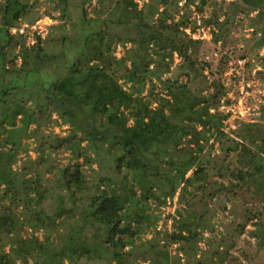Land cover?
I'll return each instance as SVG.
<instances>
[{
    "label": "trees",
    "instance_id": "obj_1",
    "mask_svg": "<svg viewBox=\"0 0 264 264\" xmlns=\"http://www.w3.org/2000/svg\"><path fill=\"white\" fill-rule=\"evenodd\" d=\"M93 1L81 0L82 15L75 19L71 0H45L43 13L58 11L61 22L51 26L56 34L43 38L36 32L32 45L26 41L43 15L36 8L40 1L0 3V73L19 71L14 81L0 87V94L14 99L13 105L0 101V264H75L70 256L75 244H88L89 256L95 254L89 258L99 264H133L132 256L142 252L151 264L172 257L175 264L183 259L187 264H225L233 255L230 245L250 222V234L262 249L264 103L259 122L243 123L232 137L224 128L230 112L220 110L223 99L228 104L231 100L223 83L207 79L205 68L212 65L200 59L211 42L184 30L191 14L175 19L179 1L161 0L162 10L161 4L139 8L135 0ZM193 3L186 0L187 11ZM87 4L94 16L84 8ZM205 4L199 0L197 8ZM232 5L233 14L224 21L216 15L204 20L214 25L213 43L227 42L234 16L242 12L254 28L251 45L262 48L264 0ZM127 43L132 46L116 56V46ZM15 44L20 46L19 66L3 51ZM175 54L180 62L172 69ZM52 61L62 62L65 70L58 65L56 76L47 75L43 66ZM20 84L27 88L18 97ZM53 114L56 123L67 126L65 134L39 131ZM32 123L37 127L28 132ZM22 135L36 136L39 154L31 164L15 167ZM215 142L224 154L211 152ZM60 152H69L75 162L51 163ZM84 163L97 164L92 168L95 179L87 178ZM177 194L176 230L166 235L167 243L160 246L155 236L142 241L144 231L157 230L160 214L155 209L166 207ZM239 195L253 199L250 207H243V220L232 227V235L228 229L212 233L201 247L202 233L214 231L208 223L216 203L210 207V202L225 206L223 198L234 201ZM79 211L65 240L61 236L63 241L55 242L52 233L58 224L75 219ZM27 224L32 234L42 230L43 240L35 234L11 238ZM138 239L152 248L125 250L139 244ZM172 243L179 244L173 256ZM54 244L68 245L53 255Z\"/></svg>",
    "mask_w": 264,
    "mask_h": 264
},
{
    "label": "rangeland",
    "instance_id": "obj_2",
    "mask_svg": "<svg viewBox=\"0 0 264 264\" xmlns=\"http://www.w3.org/2000/svg\"><path fill=\"white\" fill-rule=\"evenodd\" d=\"M38 6L36 8L39 10V12L43 13L48 5L45 3V0H39ZM138 2L139 8L145 7V5H151V4H161V0H135ZM176 1V0H175ZM179 1V12L176 14L175 19H178L182 14H191L190 15V25L184 30L187 33H190V35L193 38H200L205 39L207 42H211V45H205L203 47L202 54L204 56L200 59L203 60V62L207 61L209 64L212 65V68H209L210 65H208L205 68L204 74L207 75V79L211 82L212 80H217L226 88L227 91V98L231 100V103H226V100L223 99L222 103L223 105L220 107V110L224 112H230L229 118L225 120L224 122V128L227 132L230 133L232 137H235V130H240L243 123H252V122H259L260 120V114H261V106L264 103V46L262 48H256L252 44L253 37H254V28L249 25V17L245 15L242 12H238L234 16L233 26L230 30V36L227 37V42L223 44L222 42H219L217 44L213 43V29L214 25H208L204 23V20L207 18H214L215 15L218 17L220 21H224L225 16L228 14L229 16H232L234 6H231V3L234 1H240V0H206V4L203 6L202 10H199L197 8V5L199 4V0H195V3L191 4L189 7V11L186 9V0H177ZM5 0H0V3H4ZM31 3H35L36 0H29ZM96 0L93 1L95 3ZM173 3L170 4L171 9ZM90 13V16H94V11L91 6L88 4L85 5V7ZM83 8V9H84ZM92 8V9H91ZM70 9L72 11L73 18L77 19L82 15V6H81V0H71ZM162 4L160 5V10H162ZM51 15H48L46 13H43L41 17L35 22V28L36 31H30V35L27 38V45H32L33 42L36 39L35 33H40L43 38L48 37L50 33H57V29L51 28L53 25H57L61 22V18H59V12L51 10ZM251 15H255V13H252ZM3 12L0 10V24L2 23V17ZM158 14L156 13L154 18H157ZM20 21V20H19ZM193 27H192V26ZM25 25H23L22 28H24ZM196 26L195 29H193ZM71 27V25H70ZM69 28V25H68ZM16 28H12V32H15ZM3 33L0 32V42L3 41ZM132 46L131 43H127L125 45L118 44L115 48L114 54L118 57H121L125 54V52ZM20 50V46L18 44H15L14 47L11 46H5L3 48V51L6 53L8 59L15 60V63L17 66H19L22 62L21 56H16ZM202 56V55H201ZM180 62V58L175 54L174 56V62L172 65V69ZM62 62L60 61H52L50 64L46 63L43 66L44 71L47 73V75L56 76L58 74L57 67L58 65L63 69L64 66L61 65ZM1 66V62H0ZM9 66V65H8ZM19 71L16 70L15 72L12 71H4L0 73V87L7 86L8 83L14 81L16 76L18 75ZM167 75H171V73H168ZM46 76V75H45ZM23 79V78H22ZM21 79V80H22ZM33 84L28 83V86L31 87ZM18 86V85H17ZM33 87H35L33 85ZM27 87L24 86V84H20L19 89L20 93L17 94L18 97H20V94L24 92V89ZM4 89V88H0ZM161 86L158 84L156 87V91L160 90ZM17 90V89H16ZM14 90L12 89L11 92ZM3 92V91H2ZM146 91L144 92V94ZM0 101L3 104H11L12 101H14L13 97H8L5 94H0ZM1 111V109H0ZM1 117V113H0ZM56 115L53 114L51 116V121L44 122L41 129L39 131H46L49 132L53 130L56 133L65 134L66 133V125H61L60 121L56 123L55 121ZM17 124H20L19 122ZM37 127V124L32 123L29 126L28 132H31L35 130ZM25 131L22 133L24 134ZM20 142V143H19ZM214 142L213 140L210 141V143ZM18 155L16 158V162L14 164L15 167H20L23 164H31L32 159L37 158L39 152L36 150V147L38 146V142L36 141V136L28 137L27 135H22L20 139H18ZM9 147V146H8ZM211 152L218 153L219 155L224 154L220 149V143L215 142L213 144V147L211 148ZM80 162H84L83 158L79 159ZM58 162L61 165H68L70 163L75 162V160L71 157L69 152H60L56 154L55 159L50 161ZM35 165H38V162L34 163ZM41 165V164H40ZM40 168L41 167H37ZM92 168H97L96 163H92L91 166L84 163L82 165V170L85 171L87 178L90 180H93L95 178L93 174ZM52 178L54 177L53 174H47ZM53 182V180H52ZM177 194L173 200L169 201L168 205L166 207H162L160 209H155V213L160 214V217L158 218L157 222V230L156 229H149L144 231L141 234V240L147 241L151 240L152 237H156L157 241L160 243V246H163V244L167 243L166 235L171 234L173 231L176 230V224L174 223L175 217H178L177 214V208L180 207V203L178 201ZM226 202L225 206L224 203L220 201H211L210 207L214 206V203H216V209L211 214L210 222L208 223L210 225V228L213 226L214 231H205L202 233L204 236L203 239L199 242V245L201 247L206 246V237L210 236L212 233H221V231H224L225 229L229 230V233L234 232V229H232L233 226H236L237 223L241 222L243 220V210L245 206L250 207L252 205L253 199L251 198H245L242 195H239L235 198L234 201L228 200L226 197L223 198ZM235 204V206H232ZM49 203L46 204L48 207ZM80 215V211L77 212V217L75 219L71 218L70 220H67L66 222H60L58 227L53 231L52 236L55 237V242H61L63 241L61 239V236L64 237L65 240V234L70 231L74 227V220L78 218ZM73 226V227H72ZM253 225L252 223H248L242 232V235L237 237L233 243V245H230V252L233 254L231 256V259L228 260L225 264H264V247L262 249H258L259 244L257 243V240L255 237H252L250 234V230H252ZM31 227L29 224L26 226H23L19 232L16 234H12L11 238L14 240H17L20 237H23V239L28 237H33V235H38L40 240H43L44 238V232L42 230L38 232L31 233ZM5 236V235H4ZM58 238V239H57ZM138 239L139 244H135L134 246L128 245L125 247V250H131L136 247L137 252H142L145 248V251L150 247L152 248V245L150 244H140V241ZM163 242V244H162ZM56 248H50L52 251V254L54 255V251H56L57 248H62L68 244H54ZM159 245V244H157ZM87 246L88 244H75V247L73 252L70 253L71 260L75 264H99L98 261L91 260L90 258H94V255L91 257L89 256L87 252ZM10 245L7 246V250L9 249ZM179 247V244L172 243L169 247L170 254H175L178 252L177 248ZM135 250V248H134ZM199 252V251H198ZM51 254V255H52ZM138 257L132 256L133 264H137L138 262H141L144 264H151L150 258L148 260H145L142 255H145L144 252L142 253H136ZM149 256V255H145ZM90 257V258H89ZM173 258V257H172ZM172 258L169 262V264H175L172 261ZM67 261V259H66ZM94 261V262H93ZM113 264L114 261L110 260ZM138 261V262H136ZM168 262H165L164 264H168ZM183 264H187L185 259L182 261ZM18 264H21L20 262ZM104 264H107V262H104Z\"/></svg>",
    "mask_w": 264,
    "mask_h": 264
},
{
    "label": "built area",
    "instance_id": "obj_3",
    "mask_svg": "<svg viewBox=\"0 0 264 264\" xmlns=\"http://www.w3.org/2000/svg\"><path fill=\"white\" fill-rule=\"evenodd\" d=\"M24 25L26 26V24H24ZM25 26H24V27H25ZM23 30H24L23 28L20 29L21 32H23Z\"/></svg>",
    "mask_w": 264,
    "mask_h": 264
}]
</instances>
